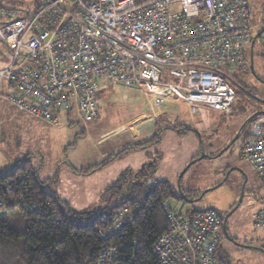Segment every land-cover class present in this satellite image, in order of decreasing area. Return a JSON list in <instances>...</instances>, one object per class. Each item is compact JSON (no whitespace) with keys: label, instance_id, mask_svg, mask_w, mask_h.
I'll return each instance as SVG.
<instances>
[{"label":"built area","instance_id":"obj_1","mask_svg":"<svg viewBox=\"0 0 264 264\" xmlns=\"http://www.w3.org/2000/svg\"><path fill=\"white\" fill-rule=\"evenodd\" d=\"M251 21L247 0H36L33 10L0 1V42L9 54L0 102L53 126L57 113L73 109L93 121L96 96L121 86L157 107L180 102L191 114L200 106L228 113L235 71L246 70L255 42ZM247 127L238 157L264 186V109ZM128 214L123 208L100 237L118 235ZM167 219L152 247L161 264H220L223 220L215 211ZM251 223L264 232V205ZM118 258L119 247L109 246L93 264Z\"/></svg>","mask_w":264,"mask_h":264},{"label":"rangeland","instance_id":"obj_2","mask_svg":"<svg viewBox=\"0 0 264 264\" xmlns=\"http://www.w3.org/2000/svg\"><path fill=\"white\" fill-rule=\"evenodd\" d=\"M2 1L7 5L13 3L20 10H33L36 6V0ZM247 2L252 11L253 37L260 31L263 33L261 40L254 42L252 63L248 58L246 70L235 71L246 87L239 86L237 81L233 83L238 94L228 113L200 106L192 115L180 102H171L158 109L145 93L117 86L99 96L96 120L85 121L78 110L73 109L69 115L57 113L58 123L53 126L1 101L0 176L29 158L31 165L38 169L39 180L48 182L45 186L48 193L56 194L75 210L94 213L104 208L107 200L110 203V196L106 194L109 186L125 172H137L149 162L154 165L153 177L157 180L166 181L178 193L179 186L196 196L188 200L219 185L192 203L167 199L165 206L170 213L188 215L213 210L222 217L229 207L238 203L243 190L226 230L230 237L250 244L246 246L250 248L234 247L225 236L221 247L231 264H264V251L261 250L264 232L253 228L251 223L255 212L264 205V186L252 167L238 157L240 140L248 127L244 126L237 141L217 156L240 132L246 119L264 109V0ZM8 58L7 48L0 42V68ZM161 109L164 114L149 119L145 116L146 119L133 122L138 116L154 114ZM122 126V131H116ZM165 128L177 131H163ZM159 135L160 141L153 143ZM147 142L151 143L143 148L127 149ZM121 151V156L115 157ZM111 155L114 158L104 166ZM200 155L205 158L192 162ZM95 167L98 169L93 173H80Z\"/></svg>","mask_w":264,"mask_h":264},{"label":"trees","instance_id":"obj_3","mask_svg":"<svg viewBox=\"0 0 264 264\" xmlns=\"http://www.w3.org/2000/svg\"><path fill=\"white\" fill-rule=\"evenodd\" d=\"M0 1L4 6L14 7L13 3L7 5ZM263 26L264 22L262 30ZM260 32L255 42L261 40L263 32ZM233 80L246 87L241 77ZM246 134L245 131L240 143ZM150 143L129 149L143 148ZM113 158L110 156L104 166ZM97 169L80 173L89 174ZM153 173L152 162L144 164L137 172H125L106 189L110 203L107 200L108 204L94 213L75 210L56 194L48 193L45 189L48 182L39 180L38 169L31 165L29 158L19 162L0 176V264H93L109 246L119 247L116 264H161L153 255L152 247L168 228L170 210L165 202L182 198L168 183L156 181ZM180 190L185 198L196 197ZM123 208L129 211L126 216L129 220L120 233L101 238L100 233ZM217 254L220 264H231L221 246Z\"/></svg>","mask_w":264,"mask_h":264},{"label":"water","instance_id":"obj_4","mask_svg":"<svg viewBox=\"0 0 264 264\" xmlns=\"http://www.w3.org/2000/svg\"><path fill=\"white\" fill-rule=\"evenodd\" d=\"M252 57H253V44L251 45L250 54H249V60H251V63H252ZM250 65H251V69H252V64H250ZM258 114H259V113L254 114V115L250 116L248 119H246V121L243 123L242 127L240 128V132H238V133L236 134V136L232 139V141L230 142V144H229L227 147H225V148H224V149H223V150H222L217 156H221L226 150H228V148H230V147H231V146L237 141V139H238V137H239V135H240V133H241L242 128H243L244 126H246L245 124L248 123L253 117L257 116ZM203 158H205V155H200L199 157H197V159L193 160L192 162H195V161L201 160V159H203ZM191 164H192V163H190L187 167H185V168L183 169V171H182L181 174L179 175V179H181V178L183 177V175L185 174V172L187 171V169L190 167ZM217 187H219V185H217V186H215V187H213V188H211V189H209V190H207V191H204L203 193H201V195H200L198 198H196V199H194V200H188L187 198H185V197L181 194V190H180L179 186H178V189H179V193H180V196H181V198H182V201H185L186 203H192V202H194V201H198V200H200V199L203 197V195H204L205 193H207V192H209V191H211V190H213V189H215V188H217ZM242 196H243V190H242L241 195H240V197H239L238 203H237V204L233 207V209H232L229 213H227L226 216L223 218L222 231H223L224 236H225L226 239H229V235H228L227 230H226V223H225V221H226L227 218H228V217H229V216H230V215H231V214L237 209L238 204L240 203ZM245 247H246V246H245ZM246 248H250V247H246Z\"/></svg>","mask_w":264,"mask_h":264},{"label":"crops","instance_id":"obj_5","mask_svg":"<svg viewBox=\"0 0 264 264\" xmlns=\"http://www.w3.org/2000/svg\"><path fill=\"white\" fill-rule=\"evenodd\" d=\"M106 90H108V89H106ZM106 90H104V91H106ZM104 91H102V92H104ZM102 92H100V94H98V95L96 96V101H97V103H98V98H99V96L101 95ZM167 104H168V103H167ZM165 105H166V104H165ZM163 106H164V105H163ZM160 107H162V106H159L158 109H159ZM164 113H165V111L162 110V109H161V110H157L154 114L149 113V114H147V115L138 116L133 122L142 121L143 119H146L145 116L147 117V119H149L150 116H151V117H152V116H159V115L164 114ZM190 114H191V113H190ZM192 115H195V114H192ZM150 119H151V118H150ZM144 121H145V120H144ZM133 122H132V123H133ZM121 129H124L123 126H122V127H119V129L117 128L116 131H117V130L122 131ZM168 130H169V131L174 130L175 132L177 131L176 128H175V129H171V130L168 129V128L163 129V131H168ZM178 132H179V131H178ZM155 140L159 142V141H160V135H159L158 137L156 136V138H155L153 141H155ZM156 141H155V142H156ZM153 143H154V142H153ZM139 144H140V143L135 144V145H139ZM141 144H142V143H141ZM141 144H140V145H141ZM133 146H134V145H133ZM130 147H132V146H130ZM130 147H128L127 149H129ZM124 150H125V149H124ZM124 150H123V151H124ZM123 151L119 152L115 157H119V155H120ZM111 156H112V155H111ZM120 156H121V155H120ZM109 157H110V156H109ZM129 171H131V170H129ZM154 179L157 180L156 176H154ZM157 181H159V180H157ZM164 182H166V181H164ZM180 189H182V188L180 187Z\"/></svg>","mask_w":264,"mask_h":264},{"label":"flooded vegetation","instance_id":"obj_6","mask_svg":"<svg viewBox=\"0 0 264 264\" xmlns=\"http://www.w3.org/2000/svg\"><path fill=\"white\" fill-rule=\"evenodd\" d=\"M264 104V103H263ZM259 108H261V107H259ZM259 110V109H258ZM257 112V111H256ZM250 122V121H249ZM249 122L247 123V125L246 126H248V124H249ZM236 204H234L233 206H231V207H229L228 209H227V211H226V213H225V215L224 216H222V219L226 216V214L227 213H229L232 209H233V207L235 206ZM237 210V209H236ZM236 210L227 218V220L225 221V223H226V226H227V224H228V221H229V218L236 212ZM234 247H237V248H243V247H245V246H250V244H247L246 242H240V241H238V239L236 238V237H230L229 236V239H227ZM261 250L262 251H264V248L262 247L261 248Z\"/></svg>","mask_w":264,"mask_h":264},{"label":"clouds","instance_id":"obj_7","mask_svg":"<svg viewBox=\"0 0 264 264\" xmlns=\"http://www.w3.org/2000/svg\"><path fill=\"white\" fill-rule=\"evenodd\" d=\"M253 46H254V44H253ZM170 212H168L167 213V215L169 214ZM192 213H194V212H191L190 214H192ZM179 214H181V213H179ZM168 220V219H167ZM223 220V219H222ZM223 232V231H222ZM223 236H224V233H223ZM224 238V237H223Z\"/></svg>","mask_w":264,"mask_h":264}]
</instances>
